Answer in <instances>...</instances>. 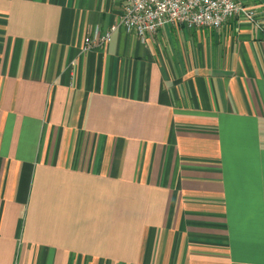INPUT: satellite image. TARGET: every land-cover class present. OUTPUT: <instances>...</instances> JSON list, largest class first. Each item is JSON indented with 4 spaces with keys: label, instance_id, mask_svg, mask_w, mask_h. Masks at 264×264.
I'll use <instances>...</instances> for the list:
<instances>
[{
    "label": "crops",
    "instance_id": "crops-1",
    "mask_svg": "<svg viewBox=\"0 0 264 264\" xmlns=\"http://www.w3.org/2000/svg\"><path fill=\"white\" fill-rule=\"evenodd\" d=\"M142 40L122 0H0V264H264V0Z\"/></svg>",
    "mask_w": 264,
    "mask_h": 264
},
{
    "label": "built area",
    "instance_id": "built-area-1",
    "mask_svg": "<svg viewBox=\"0 0 264 264\" xmlns=\"http://www.w3.org/2000/svg\"><path fill=\"white\" fill-rule=\"evenodd\" d=\"M239 16L252 19L256 13L254 9H246L242 0H122L119 24L104 33L97 30L87 35L81 51L86 53L106 45L119 26L145 40L169 24L221 28L228 19Z\"/></svg>",
    "mask_w": 264,
    "mask_h": 264
}]
</instances>
